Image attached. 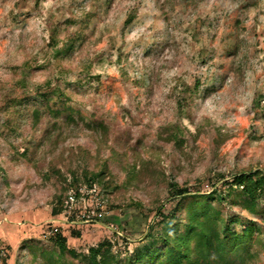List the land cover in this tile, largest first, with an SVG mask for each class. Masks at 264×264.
Listing matches in <instances>:
<instances>
[{
	"label": "rangeland",
	"instance_id": "374dc122",
	"mask_svg": "<svg viewBox=\"0 0 264 264\" xmlns=\"http://www.w3.org/2000/svg\"><path fill=\"white\" fill-rule=\"evenodd\" d=\"M54 86L70 96L71 125L36 96ZM255 170L264 0H0V264H84L78 255L103 239L132 252L150 226L163 233L165 216L181 230L174 183L191 195L216 188L210 218L248 238L255 257L242 264H264V200L250 213L230 187ZM90 177L95 191L78 203L99 215L89 224L63 201ZM56 230L74 255L59 253Z\"/></svg>",
	"mask_w": 264,
	"mask_h": 264
},
{
	"label": "trees",
	"instance_id": "16d2710c",
	"mask_svg": "<svg viewBox=\"0 0 264 264\" xmlns=\"http://www.w3.org/2000/svg\"><path fill=\"white\" fill-rule=\"evenodd\" d=\"M128 19H131L129 17ZM73 46L74 38H68ZM53 44L57 42V36H52ZM37 97L43 99L47 104V112L53 117H61L66 115V124L71 125L73 122L74 108L66 103L70 96L66 94L60 87H49L46 90L37 92ZM61 97V106L53 109L49 106L51 97ZM22 102V100H18ZM38 110L32 113L34 119L37 120ZM88 127H103L102 122L93 120L87 123ZM222 177V176H221ZM95 177L87 178L84 186H91ZM230 187L238 190V194H244V198L238 200L233 196L232 200L239 202L240 205L250 213H255L260 201L264 200V173L261 170L241 171L232 176ZM237 187V188H236ZM236 195V194H235ZM217 195V189L214 188L208 193L189 192L186 186H179L174 183L170 198L176 203H184L185 217L182 228H172V221L163 217L164 230L163 233L155 234L151 232L152 226L149 227L148 238L143 244H140L132 252H113L112 240L103 239L95 246H90L87 253L78 255L84 264H242L254 259L248 249V238L240 240L237 234L229 227L218 228L217 224L210 218L211 204L209 200ZM60 205L52 208V213L58 214L61 209ZM136 206L140 204L132 202ZM163 204L158 208L157 213L163 215ZM78 234V233H77ZM52 243L56 245L59 253L68 252L74 255V252L67 247V239L55 231L50 237ZM162 244L164 248L163 255L157 252L156 246ZM122 254V255H121Z\"/></svg>",
	"mask_w": 264,
	"mask_h": 264
},
{
	"label": "built area",
	"instance_id": "2783aa9c",
	"mask_svg": "<svg viewBox=\"0 0 264 264\" xmlns=\"http://www.w3.org/2000/svg\"><path fill=\"white\" fill-rule=\"evenodd\" d=\"M94 188H95V185H91L89 187H87V186L81 187V188H79L78 191H75L74 189H70L67 192V194L64 198V201H63V211L67 215H69L70 217L74 216L78 219L82 218V219H84L83 222H86L89 224H90V222L95 221L94 219H92V217L97 216L96 211L94 209H88V208L84 207L80 210V208L78 206L80 199L85 198L84 197L85 194L93 193V191H95ZM66 222H69V220H66ZM99 223H100V221H99Z\"/></svg>",
	"mask_w": 264,
	"mask_h": 264
}]
</instances>
